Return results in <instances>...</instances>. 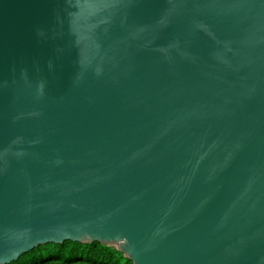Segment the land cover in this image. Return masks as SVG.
<instances>
[{
    "label": "water",
    "instance_id": "obj_1",
    "mask_svg": "<svg viewBox=\"0 0 264 264\" xmlns=\"http://www.w3.org/2000/svg\"><path fill=\"white\" fill-rule=\"evenodd\" d=\"M66 240L264 264V0H0V264Z\"/></svg>",
    "mask_w": 264,
    "mask_h": 264
},
{
    "label": "trees",
    "instance_id": "obj_2",
    "mask_svg": "<svg viewBox=\"0 0 264 264\" xmlns=\"http://www.w3.org/2000/svg\"><path fill=\"white\" fill-rule=\"evenodd\" d=\"M7 264H132L112 246L98 242L63 241L46 243L20 255Z\"/></svg>",
    "mask_w": 264,
    "mask_h": 264
}]
</instances>
